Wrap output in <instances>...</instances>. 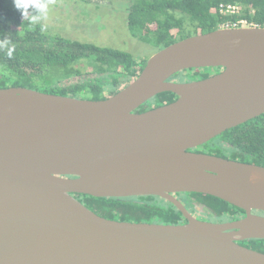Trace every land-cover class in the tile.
Masks as SVG:
<instances>
[{
  "label": "water",
  "instance_id": "obj_1",
  "mask_svg": "<svg viewBox=\"0 0 264 264\" xmlns=\"http://www.w3.org/2000/svg\"><path fill=\"white\" fill-rule=\"evenodd\" d=\"M222 68L213 72L214 68ZM206 78L170 79L186 69ZM169 91L170 103L136 112ZM264 113V26L217 28L155 51L102 100L0 88V264H264V166L200 151ZM215 196L241 218H192L171 194ZM73 194V195H72ZM77 194L154 195L184 224L104 218Z\"/></svg>",
  "mask_w": 264,
  "mask_h": 264
},
{
  "label": "trees",
  "instance_id": "obj_2",
  "mask_svg": "<svg viewBox=\"0 0 264 264\" xmlns=\"http://www.w3.org/2000/svg\"><path fill=\"white\" fill-rule=\"evenodd\" d=\"M235 5L238 14H226L220 6ZM29 16L38 15L29 9ZM244 19L247 25L264 26V0H131L126 25L131 35L154 51L192 35L206 33ZM15 44L11 58L0 51V88L25 87L50 94L102 100L117 93L141 72L146 58L108 46H100L41 31V23L22 17L13 0H0V41ZM222 68H214L219 72ZM206 78L210 70L186 69L170 79L186 81ZM176 99L160 92L141 104L143 112ZM200 151L264 166V113L229 128L200 146ZM202 206L213 222L238 219L245 212L212 195L188 194ZM76 198L94 213L112 220L178 224L181 214L164 198L154 195ZM264 215V212L253 211ZM239 244L264 253V239H247Z\"/></svg>",
  "mask_w": 264,
  "mask_h": 264
},
{
  "label": "rangeland",
  "instance_id": "obj_3",
  "mask_svg": "<svg viewBox=\"0 0 264 264\" xmlns=\"http://www.w3.org/2000/svg\"><path fill=\"white\" fill-rule=\"evenodd\" d=\"M131 0H50L46 31L149 58L155 51L134 38L126 25ZM43 23V21H38ZM176 78V81H184ZM190 79V77L188 78Z\"/></svg>",
  "mask_w": 264,
  "mask_h": 264
},
{
  "label": "clouds",
  "instance_id": "obj_4",
  "mask_svg": "<svg viewBox=\"0 0 264 264\" xmlns=\"http://www.w3.org/2000/svg\"><path fill=\"white\" fill-rule=\"evenodd\" d=\"M14 7L21 13L22 17L30 18L33 23L43 21L41 31H45L47 24L44 23L49 16L50 0H13ZM29 9H32L38 15L29 16ZM0 51H3L9 58L13 56L15 44L10 45L7 39L0 41Z\"/></svg>",
  "mask_w": 264,
  "mask_h": 264
},
{
  "label": "flooded vegetation",
  "instance_id": "obj_5",
  "mask_svg": "<svg viewBox=\"0 0 264 264\" xmlns=\"http://www.w3.org/2000/svg\"><path fill=\"white\" fill-rule=\"evenodd\" d=\"M191 192H178V193H172L171 195L176 198L181 205L184 207V209L187 211V214L189 216H191L194 219L197 220H202V221H209V222H213L209 219L208 215L203 212V207L202 206H196L192 200L191 197H189L188 194H190ZM199 194V193H198ZM73 195V194H72ZM76 197V196H75ZM77 199V198H76ZM178 210V209H177ZM181 214L180 220L178 224H184L187 222V217L185 215H183V213L178 210ZM245 215V214H244ZM243 215V216H244ZM241 216V217H243ZM239 217V218H241Z\"/></svg>",
  "mask_w": 264,
  "mask_h": 264
},
{
  "label": "built area",
  "instance_id": "obj_6",
  "mask_svg": "<svg viewBox=\"0 0 264 264\" xmlns=\"http://www.w3.org/2000/svg\"><path fill=\"white\" fill-rule=\"evenodd\" d=\"M220 11L222 12V13H228V14H238L239 13V11H240V8L238 7V6H235V5H230V4H228V5H225V6H223V5H221L220 6ZM245 25H247V22H246V20H244V19H239V20H237L236 22H234V23H230V24H225L224 26H222L221 28H228V27H239V26H245ZM251 25V24H250Z\"/></svg>",
  "mask_w": 264,
  "mask_h": 264
}]
</instances>
